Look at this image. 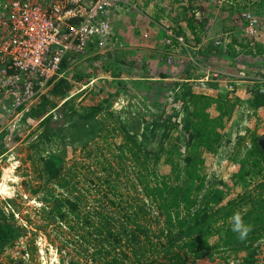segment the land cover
<instances>
[{"label": "trees", "instance_id": "trees-1", "mask_svg": "<svg viewBox=\"0 0 264 264\" xmlns=\"http://www.w3.org/2000/svg\"><path fill=\"white\" fill-rule=\"evenodd\" d=\"M187 1L189 6L183 8L188 10L187 24L178 22L175 32L191 45L198 63L213 59L212 53L238 55L245 51L264 57L262 40L250 44L248 39L242 42L244 49H237L232 42L226 43V48L214 39L203 42L204 22L195 16L194 0ZM244 9L252 11L248 6ZM73 59L74 55L65 57L60 70ZM105 65L111 75L118 77L109 80L121 87L128 82L120 77L124 69L140 77L133 60L122 57L112 66L108 62ZM247 73L252 78H264V59ZM170 75L164 70L159 74ZM137 82L145 88L153 87L155 92L167 91L164 94L168 98L173 95L166 103L172 104V112L164 115L163 110V120L145 122L142 134L103 99L87 101L84 97V103L77 102L75 96L68 97L73 83L64 75L54 79L48 91L24 110L20 133L40 129L38 140L31 142L37 148L29 155L38 162L40 177L48 172L60 187L46 186L48 202L41 207L45 225L53 222L74 229L80 235L75 247L87 252L91 264H213L218 256L225 264H258L264 259V150L258 142L262 134L256 130L250 133L249 142L246 140L247 132L240 131L239 115L232 125L229 123L236 105L244 106L242 98L221 90L217 95L195 91L189 82L177 80L144 77ZM101 90L95 85L89 93L95 96ZM253 90L252 97L261 99L255 87ZM155 96L153 103L159 107L160 99ZM103 97L112 99L113 92L107 90ZM214 102L216 108L212 109ZM261 103L264 105L262 99ZM182 115L186 117L180 122ZM6 133L0 134V154L7 149ZM226 140L231 142L228 147ZM79 145L86 158L75 157ZM70 149L75 158L72 164L67 163ZM226 150L239 164L228 190L213 186L204 170L207 151L223 155ZM40 184L44 188L45 183ZM236 187L237 196L225 202L226 194ZM90 199L94 202L88 206ZM12 210L0 206V254L19 244L24 234L25 226L13 220L16 208ZM236 211H241L245 223L252 226L243 241L229 224ZM32 247L27 244L23 252ZM7 259L10 262L0 258V264L29 262L28 256H12L10 252ZM79 263V259H71V264Z\"/></svg>", "mask_w": 264, "mask_h": 264}, {"label": "rangeland", "instance_id": "rangeland-1", "mask_svg": "<svg viewBox=\"0 0 264 264\" xmlns=\"http://www.w3.org/2000/svg\"><path fill=\"white\" fill-rule=\"evenodd\" d=\"M201 2L203 3L201 4ZM198 4L200 6L197 8L200 10L196 11L195 9L194 13L199 21L204 22L203 32L206 33V37L203 42L214 39L224 48H226V43L232 42V45L237 49H244L242 42H246L248 39H250V44L254 40L264 42V0L193 1V5ZM185 6H189L187 0H126L120 2L116 6L117 8L112 11L113 33L108 39V44L100 47L91 45L85 52L75 54L70 65L63 71L60 70L53 79L50 78L44 90L38 94L35 100H39L41 95L48 91L54 79L64 75L73 83V88L67 93L68 97L75 96L77 102L84 103H87L84 97H88L87 101H91L93 98L103 99L111 104V108L123 114L122 116L126 118L128 125L133 130L142 134L145 122L163 120L165 116L161 117L160 114L164 111H166L164 115L172 112V104L166 105V103L172 101L173 95L168 98L164 94L167 91L155 92L153 87L145 88L142 83L137 81L144 77L158 81L177 80L189 82L188 86H193L195 91L202 89L209 94L217 95L221 90L231 95H238L242 98L244 106H241L240 103L236 105L229 123L232 125L239 115L242 127H240V131L247 132L246 140L248 142L253 130L263 134L264 105L261 103V99L253 98L252 94L254 87L256 92L258 88L264 86V78L261 75L252 78L247 73L252 65L256 66L264 59L263 55L253 56L245 51L238 55L212 53L213 59L198 63L197 55L191 50V45L185 42L183 35L179 38L184 43H177L173 39L168 42V35L167 37L163 36V32L166 34L175 32L178 22L183 18L187 19L188 10H183ZM247 6L252 8L248 19L246 12L249 11L244 9ZM97 54L102 55L98 56ZM122 57L137 62V71L140 72V77H136L124 69L125 71L120 77L128 81L125 87L110 81L118 77L111 75L105 65L108 62L112 66L116 59ZM125 67L129 69L128 63L125 64ZM162 70L170 72L171 75L159 76ZM185 72H190L192 76L187 77ZM79 76H83V78ZM95 85L101 87L102 90L93 96L89 90ZM117 85L120 87L118 88ZM117 88L119 89L118 93L116 92ZM107 90L113 92L112 99L103 97ZM153 93L157 95L155 96ZM152 96L159 97L161 106L158 107L153 103ZM10 104L7 97L0 96V134L7 131L6 136L8 135L5 141L7 149L0 154V206L6 210H12L15 207L16 212L13 220L23 224L25 230L19 239V244L7 248L0 254V258L5 262H10L7 259V254L10 252L12 256H28L29 262L22 264H71V259H79V264H85V261L90 257L84 249L79 251L75 247V245L77 246L76 238H79L80 235L74 229L69 228L68 225L57 226L53 222L45 225L46 220L42 215L41 207L48 202L46 188L59 190L60 187L55 182L56 179L51 177L48 172L40 177L39 164L33 161L29 155L37 148L35 145L32 146L31 142L38 140L40 129L34 127L32 130L30 128L25 133H20L22 123L19 120L29 105L14 109ZM215 108L216 103L214 102L212 109ZM55 116H58L57 112ZM185 117L186 115H182L180 122ZM17 134H20V137ZM236 135L234 130L233 138H236ZM116 140L119 141L120 138L117 137ZM229 141L226 140L227 147L230 146L231 142L229 143ZM81 146L79 145L77 153H74L77 159L86 158ZM71 155L70 149V156H67L68 164L75 162V158ZM204 158L206 180L213 181V186H220L228 190L233 173L238 170L239 164L231 159L227 150L223 155L207 151ZM162 166L166 165L162 164ZM215 179L216 181H214ZM260 180L262 178H259ZM41 182L45 183L44 188L40 186ZM36 188L37 190H35ZM238 191V187L230 189V192L226 194L225 202L236 197ZM92 202L94 200L90 199L88 206ZM67 240L74 241L67 242ZM30 243L33 244V247L23 252L26 245ZM63 245L64 247H62ZM120 248L121 246L117 244V249ZM221 258L218 256L213 264H225ZM91 261L90 259L87 264H91ZM263 262L262 258L258 264Z\"/></svg>", "mask_w": 264, "mask_h": 264}, {"label": "built area", "instance_id": "built-area-1", "mask_svg": "<svg viewBox=\"0 0 264 264\" xmlns=\"http://www.w3.org/2000/svg\"><path fill=\"white\" fill-rule=\"evenodd\" d=\"M125 1L0 0V96L14 109L35 101L65 57L108 44L112 11Z\"/></svg>", "mask_w": 264, "mask_h": 264}, {"label": "clouds", "instance_id": "clouds-1", "mask_svg": "<svg viewBox=\"0 0 264 264\" xmlns=\"http://www.w3.org/2000/svg\"><path fill=\"white\" fill-rule=\"evenodd\" d=\"M229 224L231 230L237 234V238L241 241L245 240L252 231V226L245 223L241 211H236L229 218Z\"/></svg>", "mask_w": 264, "mask_h": 264}, {"label": "crops", "instance_id": "crops-1", "mask_svg": "<svg viewBox=\"0 0 264 264\" xmlns=\"http://www.w3.org/2000/svg\"><path fill=\"white\" fill-rule=\"evenodd\" d=\"M200 2V1H199ZM203 2H201V4H202ZM200 4V3H199ZM195 5L196 6V11L197 10H200V8H197V7H199L200 5ZM185 10V9H184ZM201 10H202V7H201ZM180 21V20H179ZM200 22V21H199ZM179 23H182L183 25H185L186 26V24H187V19H182V21H180ZM201 23V22H200ZM173 31V30H172ZM172 34H171V38L173 39V41H175V40H179L178 39V37H180V36H182V35H179V34H177V32H171ZM163 36H165L166 35V37H167V35H169V34H166V33H164L163 32ZM180 41V40H179ZM181 43H184V42H182V41H180Z\"/></svg>", "mask_w": 264, "mask_h": 264}, {"label": "water", "instance_id": "water-1", "mask_svg": "<svg viewBox=\"0 0 264 264\" xmlns=\"http://www.w3.org/2000/svg\"><path fill=\"white\" fill-rule=\"evenodd\" d=\"M255 93L264 101V86L258 88ZM258 142L264 150V133L258 138Z\"/></svg>", "mask_w": 264, "mask_h": 264}]
</instances>
